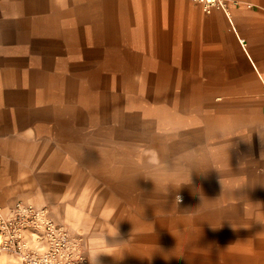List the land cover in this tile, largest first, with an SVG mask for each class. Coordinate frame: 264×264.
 Listing matches in <instances>:
<instances>
[{
	"label": "crops",
	"instance_id": "obj_1",
	"mask_svg": "<svg viewBox=\"0 0 264 264\" xmlns=\"http://www.w3.org/2000/svg\"><path fill=\"white\" fill-rule=\"evenodd\" d=\"M237 2L233 29L191 0H0V209L59 206L93 231L98 264L250 263L238 254L251 230L235 221H264V0ZM62 71L68 86L83 76L132 93L131 113L79 126L44 104Z\"/></svg>",
	"mask_w": 264,
	"mask_h": 264
},
{
	"label": "rangeland",
	"instance_id": "obj_2",
	"mask_svg": "<svg viewBox=\"0 0 264 264\" xmlns=\"http://www.w3.org/2000/svg\"><path fill=\"white\" fill-rule=\"evenodd\" d=\"M237 1V0H236ZM238 3V2H237ZM31 48L32 55L28 56L27 64L28 67H31L32 69H35L36 67V59H35V53H36V48L32 46ZM44 53H46V49L44 48ZM3 63V62H0ZM45 63V61H44ZM57 64L60 63V67H63L64 62L63 61H56ZM62 69V68H61ZM78 72V70H76ZM62 75H65L60 78V90L59 92H51V88H47L45 86V92H44V104H61L60 111L61 112H70L71 114L75 113L76 118H80V123L83 124L85 121L84 118L87 117H95L99 116L100 114H103V112H113V115L115 113V109L111 108L114 106L117 107H123V109H119L120 111H124L125 113H131V106L135 98L132 97V93H127V92H116V84L112 83L110 85L106 84L105 81L99 82L98 83H92L88 80H86L83 76H73V84L71 81V86H68L67 81L71 80L68 76H66V72L62 71ZM63 80H66V86L63 84ZM66 87V88H65ZM49 90V92H48ZM141 95V94H140ZM180 96H182L183 100L185 99L182 93H175L171 94L168 93L166 96H164L163 100H175V99H180ZM137 99V98H136ZM205 102L210 99L209 97H204ZM217 101L221 100L220 97H216ZM219 99V100H218ZM157 98L154 96L151 101H156ZM65 104H72L71 108L66 109ZM138 104V103H137ZM139 104H145L142 102L140 99ZM154 104V103H152ZM172 105V104H171ZM103 107H110V108H103ZM174 109H171V112ZM67 116V115H66ZM63 123H61L62 125ZM65 129L67 128V125L64 126ZM93 127H95L93 125ZM157 161H159V158H157ZM158 168V167H157ZM178 194H175V196ZM182 199L181 202L184 200L183 196L179 195ZM16 202H23L26 204H32L34 206H43L45 207L49 213L50 216L57 221L58 223L62 224L65 228L70 230L74 234H80L83 235L84 237V245H85V251L88 259V264H90V250L92 249V244H93V231L89 227H85L83 225H80L78 223H73L70 220L67 219H62L59 214H60V207L55 205V204H49V203H34L33 201L27 200V199H16L12 201V203L9 205H13ZM8 206V207H9ZM7 208L0 209L3 212L8 210ZM174 223V222H173ZM179 223V222H175ZM235 224L244 229H250L251 230V237H249L247 240L241 241V245H247L251 250L249 251L250 254H238V256H243L247 257L246 262H248V258H250V263L246 264H264V221L260 220H252L250 222L243 221V220H237L235 221ZM244 226V227H243ZM246 227V228H245ZM242 239V238H239ZM190 252V251H189ZM2 253H9L12 254L13 256L16 257L17 259V264L19 263V260L17 256L13 253L10 252H0ZM211 254L207 253L205 254V258ZM192 254L188 253V257H190Z\"/></svg>",
	"mask_w": 264,
	"mask_h": 264
},
{
	"label": "built area",
	"instance_id": "obj_3",
	"mask_svg": "<svg viewBox=\"0 0 264 264\" xmlns=\"http://www.w3.org/2000/svg\"><path fill=\"white\" fill-rule=\"evenodd\" d=\"M204 12L221 10L234 29L231 6L236 0H191ZM84 237L55 221L43 206L16 202L0 210V252L17 256L18 264H88Z\"/></svg>",
	"mask_w": 264,
	"mask_h": 264
},
{
	"label": "clouds",
	"instance_id": "obj_4",
	"mask_svg": "<svg viewBox=\"0 0 264 264\" xmlns=\"http://www.w3.org/2000/svg\"><path fill=\"white\" fill-rule=\"evenodd\" d=\"M256 130L259 132V135H260V138H261V141H262V143H264V128H256ZM261 158H264V155H261ZM145 178L146 179H152L153 177L151 176V175H149V174H145ZM180 183H183V184H191L192 183V180H191V170H189L188 172H187V178L185 179V180H182ZM179 183V184H180ZM221 185H222V187L224 188L225 187V185H224V183H223V181L221 180ZM179 184L178 185H174V187H176V188H179ZM195 190V192L200 196V199L203 197V200H207V201H209L207 198H205L204 197V195H203V193L200 191V189L197 187V188H195L194 189ZM181 197L179 196V195H176L175 196V200H174V204L176 205V207L179 205V203L181 202ZM201 201H202V199H201ZM203 202V201H202ZM233 225V224H232ZM212 226V225H211ZM213 228H216V227H214V226H212ZM234 227V226H233ZM235 228V227H234ZM117 233H115V234H110V235H113V236H115ZM99 253H106V252H103V251H99V252H94V253H92L91 254V256L89 257V260H90V264H98V262H97V256H98V254ZM107 254H110V253H107ZM110 255H112V254H110ZM168 257L167 256H165V259H167Z\"/></svg>",
	"mask_w": 264,
	"mask_h": 264
},
{
	"label": "bare ground",
	"instance_id": "obj_5",
	"mask_svg": "<svg viewBox=\"0 0 264 264\" xmlns=\"http://www.w3.org/2000/svg\"><path fill=\"white\" fill-rule=\"evenodd\" d=\"M232 7H234L233 5L231 6V8ZM215 10H218V9H213L212 11H215ZM231 13H232V11H231ZM225 15V14H224ZM232 16H231V18H232V21H233V14H231ZM225 18H226V20H227V22L229 23V25L231 26V28H232V25L230 24V22L228 21V19H227V17L225 16ZM234 23V22H233ZM241 40V39H240ZM242 46H244V48H245V46L246 45H244V43H242Z\"/></svg>",
	"mask_w": 264,
	"mask_h": 264
}]
</instances>
